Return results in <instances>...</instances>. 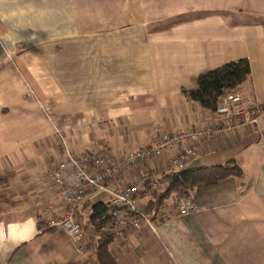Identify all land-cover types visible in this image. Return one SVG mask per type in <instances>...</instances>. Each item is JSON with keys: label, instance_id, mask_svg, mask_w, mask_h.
Segmentation results:
<instances>
[{"label": "crops", "instance_id": "crops-1", "mask_svg": "<svg viewBox=\"0 0 264 264\" xmlns=\"http://www.w3.org/2000/svg\"><path fill=\"white\" fill-rule=\"evenodd\" d=\"M240 59L236 93L256 121L228 128L183 90ZM206 126L185 169L234 162L243 175L197 186L192 214L173 199L140 212L151 228L113 236L117 264H264V0H0V264H99L45 224L60 205L47 177L68 152L120 159ZM170 157L109 189L176 172Z\"/></svg>", "mask_w": 264, "mask_h": 264}, {"label": "built area", "instance_id": "built-area-1", "mask_svg": "<svg viewBox=\"0 0 264 264\" xmlns=\"http://www.w3.org/2000/svg\"><path fill=\"white\" fill-rule=\"evenodd\" d=\"M241 101L239 94L232 93L221 97L217 105L215 114L222 118L228 128L256 121L254 112L245 111L240 107ZM205 121H210V118H206ZM213 132L214 130L209 126L199 130L180 128L173 133L160 135L152 144L151 150L127 153L120 159L110 158L107 154L100 156L95 151H92L93 154L81 155L68 152L63 160L52 167L47 177L60 205L56 214L47 219L46 227L62 230L71 243L76 248L79 247L80 252L92 251L96 248L97 241L99 243V239L95 237L91 247L87 248V239H85L79 212L87 200L105 193L109 198V206L116 209L111 220L113 236L119 235L124 228L139 229L140 221L143 219L135 205V200L139 197V186L137 184L128 185L121 189L120 193L112 191L109 187L121 182L123 173L128 168L149 157L169 155L171 156L170 167L177 171L184 170L191 158L198 152L196 143L202 138H210ZM56 134L60 138V143L65 145L60 133L57 131ZM150 187L152 190L158 189L159 183L151 180ZM176 208L180 216L192 214L197 210L195 203L185 197L177 199ZM129 214L132 216L129 217ZM144 223L151 228L148 220H144ZM151 230L156 231L154 228Z\"/></svg>", "mask_w": 264, "mask_h": 264}, {"label": "trees", "instance_id": "trees-1", "mask_svg": "<svg viewBox=\"0 0 264 264\" xmlns=\"http://www.w3.org/2000/svg\"><path fill=\"white\" fill-rule=\"evenodd\" d=\"M249 74L248 61L240 59L200 75L195 88L183 90V92L191 100L198 102L204 111L215 114L221 97L236 93L247 82ZM242 175L241 168L234 162L210 168L184 169L163 174L156 179L159 183L157 190L151 191V180L142 184L144 193L150 194L143 214L149 217L159 214L163 202L173 197L191 198L193 191L199 185L211 186L227 178H241ZM81 210L88 211L85 222L95 229L100 240L99 247L97 246L94 252L97 262L116 264L110 250L114 241L111 220L116 209L109 206L108 200L92 201L89 199L84 203L80 212ZM131 216L132 214H129V217Z\"/></svg>", "mask_w": 264, "mask_h": 264}, {"label": "rangeland", "instance_id": "rangeland-1", "mask_svg": "<svg viewBox=\"0 0 264 264\" xmlns=\"http://www.w3.org/2000/svg\"><path fill=\"white\" fill-rule=\"evenodd\" d=\"M87 153H89V154H93V152L92 151H88ZM198 153V152H197ZM146 181H144V182H142L140 185H138L139 186V188H140V190H139V197L135 200L136 202H135V205L137 206V208H138V210L140 211V212H144V208L146 207V205H147V202H148V200H149V197H150V194H148V192H147V194L146 193H144V191H143V189H144V187L142 186V184L143 183H145ZM149 182V181H148ZM126 187V186H125ZM125 187H123V188H120L119 190H116V193H120V191H121V189H124ZM155 190H157V189H155ZM151 191H153L152 189H151ZM108 198V195L107 194H105V193H103V194H99L98 196H95L93 199H92V201H105L106 199ZM173 199V201L175 202V206H177V197H173L172 198ZM171 199V200H172ZM80 220H81V217H80ZM144 220H148V219H144ZM144 220H141L140 222V224H142V223H144ZM84 221V220H83ZM85 221H86V216H85ZM81 222H82V220H81ZM83 224V223H82ZM145 225H147L146 223H144ZM149 227V226H148ZM83 229H84V233H85V239H87V248H90L91 247V245H92V242H93V240H94V238L95 237H97V233H96V231H95V229L94 228H92V226H89L86 222H85V225L83 226ZM108 229V228H107ZM132 229V228H131ZM109 230V229H108ZM132 230H137V229H132ZM154 232V231H153ZM154 233H156V231L154 232ZM99 243H100V240H99ZM99 243H98V241H97V246L99 245ZM97 246H96V248H97ZM99 247V246H98ZM95 248V249H96ZM79 250V247H77L76 248V250ZM95 249H93L92 251H84L85 253H90L91 255H93L94 254V252H95ZM77 250V251H78ZM79 253H84V252H80V250L78 251ZM111 254H112V256H113V253L111 252ZM94 256H95V254H94ZM114 257V256H113ZM116 262V261H115ZM117 264V263H116Z\"/></svg>", "mask_w": 264, "mask_h": 264}]
</instances>
